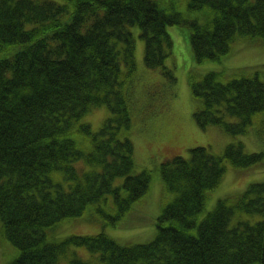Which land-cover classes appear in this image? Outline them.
<instances>
[{"label": "trees", "instance_id": "trees-1", "mask_svg": "<svg viewBox=\"0 0 264 264\" xmlns=\"http://www.w3.org/2000/svg\"><path fill=\"white\" fill-rule=\"evenodd\" d=\"M175 24L187 28L197 63L220 60L238 40L264 43V0H0V237L16 247L6 264H264V180L203 214L226 161L261 163L263 152H246L242 139L222 154L198 146L160 162L171 196L149 241L48 234L88 210L116 226L148 192L151 170L134 171L126 133L137 66L132 27L144 38L146 65L172 78L165 60ZM190 77L200 126L236 136L264 125V67ZM99 105L110 115L93 130L82 116ZM75 247L93 254L81 258Z\"/></svg>", "mask_w": 264, "mask_h": 264}, {"label": "rangeland", "instance_id": "rangeland-1", "mask_svg": "<svg viewBox=\"0 0 264 264\" xmlns=\"http://www.w3.org/2000/svg\"><path fill=\"white\" fill-rule=\"evenodd\" d=\"M186 30L185 26L177 24L168 27L173 45L165 66L172 71L173 77L170 78L164 74L162 67L146 65L144 38L138 26L132 27L137 66L127 83L130 126L126 133L134 145V171L149 169L152 173L150 188L142 201L134 204L133 215L112 226L88 210L79 217L65 219L54 229H49L48 234L63 238L70 234L84 235L103 231L120 243L151 240L156 232L155 220L160 213L162 200L171 196L163 188L158 166L160 162L175 155L186 157L191 148L198 146L222 154L228 142L242 139L246 152H263L261 163L250 168H235L225 160L226 171L220 184L211 191L203 214L215 206L217 199L236 196L249 183L264 180V125L255 123L248 127L247 133L236 136L218 125L200 126L193 114L200 102L192 94L190 77L193 74L199 79L211 70H224L230 74L244 69L249 73L254 68L264 67V43L259 39H241L234 42L230 51L220 60L197 63L186 38ZM109 115L108 107L99 105L86 112L82 120L90 122L92 129L97 130ZM120 180L122 177L118 178ZM74 250L84 259L93 254L85 247H75ZM15 256L16 247L10 242L5 243L0 237V264L8 263ZM70 257H62L59 263H65Z\"/></svg>", "mask_w": 264, "mask_h": 264}]
</instances>
